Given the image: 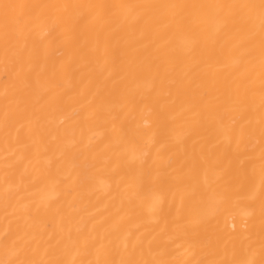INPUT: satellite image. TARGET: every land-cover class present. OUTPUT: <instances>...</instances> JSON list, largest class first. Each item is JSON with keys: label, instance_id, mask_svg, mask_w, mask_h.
Listing matches in <instances>:
<instances>
[{"label": "bare ground", "instance_id": "1", "mask_svg": "<svg viewBox=\"0 0 264 264\" xmlns=\"http://www.w3.org/2000/svg\"><path fill=\"white\" fill-rule=\"evenodd\" d=\"M0 264H264V0H0Z\"/></svg>", "mask_w": 264, "mask_h": 264}]
</instances>
